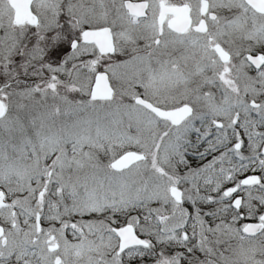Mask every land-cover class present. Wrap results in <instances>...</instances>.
Returning <instances> with one entry per match:
<instances>
[{
  "label": "snow or ice",
  "instance_id": "snow-or-ice-1",
  "mask_svg": "<svg viewBox=\"0 0 264 264\" xmlns=\"http://www.w3.org/2000/svg\"><path fill=\"white\" fill-rule=\"evenodd\" d=\"M0 264H264V0H0Z\"/></svg>",
  "mask_w": 264,
  "mask_h": 264
}]
</instances>
